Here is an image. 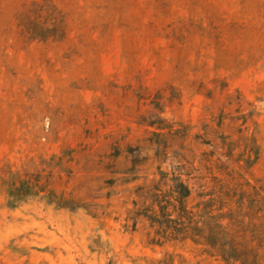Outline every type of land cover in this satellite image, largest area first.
Here are the masks:
<instances>
[{
  "label": "rangeland",
  "instance_id": "374dc122",
  "mask_svg": "<svg viewBox=\"0 0 264 264\" xmlns=\"http://www.w3.org/2000/svg\"><path fill=\"white\" fill-rule=\"evenodd\" d=\"M253 141L264 188V0H0V264H221L139 187Z\"/></svg>",
  "mask_w": 264,
  "mask_h": 264
},
{
  "label": "trees",
  "instance_id": "16d2710c",
  "mask_svg": "<svg viewBox=\"0 0 264 264\" xmlns=\"http://www.w3.org/2000/svg\"><path fill=\"white\" fill-rule=\"evenodd\" d=\"M41 29V37L48 38L50 32ZM37 31L25 29L31 36ZM221 155L225 161L213 160L214 155L206 158L210 170L217 167L227 176L213 177L216 189L206 191L201 182L205 178L183 172V165L172 172L160 170L158 180L139 187L144 200L136 214L149 221L150 244L190 240L221 264H264V188L241 181L257 161V144L247 146L241 158L234 157L233 150ZM196 185L200 200L191 205Z\"/></svg>",
  "mask_w": 264,
  "mask_h": 264
}]
</instances>
